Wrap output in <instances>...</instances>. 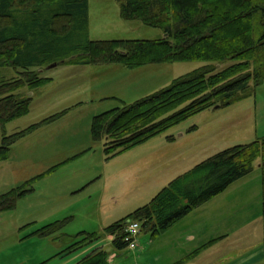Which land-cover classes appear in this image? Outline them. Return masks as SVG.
Wrapping results in <instances>:
<instances>
[{
	"label": "rangeland",
	"instance_id": "374dc122",
	"mask_svg": "<svg viewBox=\"0 0 264 264\" xmlns=\"http://www.w3.org/2000/svg\"><path fill=\"white\" fill-rule=\"evenodd\" d=\"M88 20L85 30L51 48L43 57L44 67L32 68L51 81L28 91L32 95L30 112L4 128L0 125L1 144L5 133L27 129L66 111L16 142L10 158L0 162V194L35 179L34 191L20 198L14 209L0 212V264H77L95 248L109 251L110 264H153V261L156 264L157 260L158 264H171L180 258L176 245L179 250L196 251L213 236L207 223L216 217L214 213L210 215L214 204L199 213L191 212L161 233L159 240L151 231L140 229L137 240L143 237L145 241L135 252L115 249L113 237L106 236L68 255H60L76 239L91 233L102 234L112 224L147 205L171 181L202 161L225 149L264 137L263 82L251 96L228 107L192 115L109 159L104 152L105 141L96 142L92 138L94 116L123 103L135 102L146 94L133 89L131 73L121 65H52L74 54L76 44L88 39L153 40L161 38L163 32L140 20L124 19L120 0H89ZM204 64L190 61L157 65L160 70L155 69L151 78L167 87L176 78ZM22 71L21 68H0V82L17 77ZM109 90V98L104 99ZM22 91L27 93V88ZM259 163L257 160L249 175L231 184L217 198L228 225L222 238L230 259L241 256L248 248L264 249ZM57 221L64 225L56 234L60 235L59 240L34 234ZM182 232L183 240L179 236ZM191 235L196 236L193 243L187 238ZM18 241L19 248H14ZM212 248L214 252L215 246ZM16 253L20 257L13 259L12 254ZM205 256L199 259L204 260Z\"/></svg>",
	"mask_w": 264,
	"mask_h": 264
},
{
	"label": "trees",
	"instance_id": "16d2710c",
	"mask_svg": "<svg viewBox=\"0 0 264 264\" xmlns=\"http://www.w3.org/2000/svg\"><path fill=\"white\" fill-rule=\"evenodd\" d=\"M126 20H140L158 28L157 39L87 40L74 54L57 62L74 65H121L136 69L148 65L201 61L205 64L176 78L171 85L146 97L94 116V141H105L110 159L165 132L207 109L228 107L254 93L264 82V0H120ZM89 0H0V68H21L19 76L0 82V125L30 112L28 91L51 81L32 68L44 67L46 54L56 43L69 40L88 26ZM27 88V93L22 89ZM60 112L27 129L4 134L0 162L10 158L16 142L63 116ZM260 160L264 211V137L225 149L197 164L164 187L147 205L112 224L102 234L83 235L70 244L68 255L106 236L124 250V228L141 224L153 237L166 232L231 184L249 175ZM35 179L0 194V212L14 209L20 198L34 191ZM62 221L34 232L55 236ZM78 237V236H77ZM219 239V238H218ZM213 239L175 264L199 255ZM110 253L93 249L77 264H110Z\"/></svg>",
	"mask_w": 264,
	"mask_h": 264
},
{
	"label": "crops",
	"instance_id": "0c3cea01",
	"mask_svg": "<svg viewBox=\"0 0 264 264\" xmlns=\"http://www.w3.org/2000/svg\"><path fill=\"white\" fill-rule=\"evenodd\" d=\"M116 66H120V65H116ZM150 66H152V67H150ZM99 67H103V66H99ZM158 68L159 67H157V65H149V66H143V67L136 68V69H129V71L131 73L133 89L138 90V93H144L147 96V94L150 95V94L158 91L159 89L164 88L163 84H159L160 82H158L154 78H151V76H152L151 73L155 69H158ZM158 70H160V69H158ZM152 86H153V88H152ZM109 93H111V90H109V92H107V94H105L106 96L103 98L104 99L109 98L107 96ZM142 97H145V96H142ZM142 97H140V98H142ZM140 98H137L136 100H138ZM129 103H131V102H129ZM11 151H12V149H11ZM17 186H19V185H17ZM17 186H15V187H17ZM223 194L224 193H220L219 196L217 195L216 198L207 202L206 204H204L203 206H201L200 208H198L192 212V213H195V212L199 213V212L203 211L204 209H206V207L214 204V207L212 208L210 215H212L214 213V215L216 217L214 219H212L209 223H207V227L208 228L210 227L209 233H212L213 236L211 235L207 242L213 240L214 238L215 239L219 238V239L217 241H215V243H213L212 245L208 246L205 250H203L201 254H199L193 258H190V260H188V261L186 260L183 264H264V249H260V247H255L252 249H250V248L245 249L246 252L244 254H242L241 256L237 255L236 257H232V259L229 258L228 253H227L228 248H226L227 245L223 244L225 239L222 238L223 234L225 233L226 229L228 228V225L226 226V222L224 220L225 217L221 213V211H222V207H220L221 204L216 203L217 198ZM235 207H236V205L234 206V209H235ZM228 224H229V219H228ZM208 231H209V229H208ZM171 232H173V231H171ZM164 234H166V233H164ZM183 235H184L183 232L181 235H179L181 237L180 239H182V240H183V238H182ZM59 238H60V235H55L52 239L59 240ZM160 238H161V236L159 235L156 240H159ZM187 238H188L190 243H193L194 240L196 239V236L191 235ZM112 241H113V239H112ZM143 241H145V238L141 237L138 241L137 249L139 248V246H141V242H143ZM146 244L144 245V247L146 246ZM19 245H20V243L18 241V243L13 245V247L19 248ZM213 246H215L214 252H212V250H211V249H213L212 248ZM145 248L147 251V246ZM137 249L135 251H137ZM176 249L179 252L178 257H180V258L178 260H176L175 262H172L171 264H175L179 260L185 259L191 252H193L195 250L194 249L191 252L186 251V250H179L181 248L177 247V245H176ZM126 250H130V249H126ZM131 251H133V250H131ZM207 252H212V253L206 255ZM241 253H243V252H241ZM201 255H203V256L206 255L204 257V260L199 259V256H201ZM19 257H20V253H16L15 255L12 254L13 259L19 258ZM159 262L160 261L157 260L156 264H158ZM62 263H64V262H62ZM13 264H20V262H15ZM153 264H154V261H153Z\"/></svg>",
	"mask_w": 264,
	"mask_h": 264
},
{
	"label": "built area",
	"instance_id": "2783aa9c",
	"mask_svg": "<svg viewBox=\"0 0 264 264\" xmlns=\"http://www.w3.org/2000/svg\"><path fill=\"white\" fill-rule=\"evenodd\" d=\"M141 224L139 222L130 221L128 224H126L124 231L127 234L125 241L128 242V248L131 250H136L138 247V240L139 237Z\"/></svg>",
	"mask_w": 264,
	"mask_h": 264
},
{
	"label": "water",
	"instance_id": "95a60500",
	"mask_svg": "<svg viewBox=\"0 0 264 264\" xmlns=\"http://www.w3.org/2000/svg\"><path fill=\"white\" fill-rule=\"evenodd\" d=\"M55 66H57V63H54V64L52 65V67H55Z\"/></svg>",
	"mask_w": 264,
	"mask_h": 264
}]
</instances>
